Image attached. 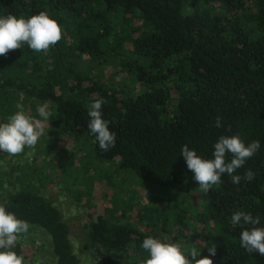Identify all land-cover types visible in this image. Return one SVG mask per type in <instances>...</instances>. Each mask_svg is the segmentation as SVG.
<instances>
[{
  "label": "trees",
  "instance_id": "obj_1",
  "mask_svg": "<svg viewBox=\"0 0 264 264\" xmlns=\"http://www.w3.org/2000/svg\"><path fill=\"white\" fill-rule=\"evenodd\" d=\"M40 11L60 25H75L69 32L77 44L70 51L78 55L104 50L111 21L130 24L122 36L126 58L113 71L117 83L88 75L75 59L65 62L69 48L60 42L39 53L24 45L0 56V104L22 102L38 117L37 104L47 102L55 111L52 124L59 122L70 134L86 133L98 160L117 161L163 186L193 179L180 155L184 144L211 159L221 135L239 134L246 144L259 140L258 152L234 173L251 169L255 179L234 185L225 173L206 194L203 212L191 216L204 231L187 235L192 224L183 210L173 213V223L175 236H186V248L195 247L201 257L216 247L213 264H264V256L240 246L241 228L230 222L242 210L259 216L258 226L264 227V0H0V16L28 18ZM100 98L106 101L102 116L116 133V146L108 152L99 149L87 128V105ZM169 100H174L171 110ZM0 203L49 234L53 264H81L70 225L50 200L22 187ZM156 220L166 228L160 215L141 229L96 212L85 223L83 246L92 250L95 264H140L148 257L143 240L160 238L152 229ZM14 251L23 255L20 241Z\"/></svg>",
  "mask_w": 264,
  "mask_h": 264
},
{
  "label": "rangeland",
  "instance_id": "obj_2",
  "mask_svg": "<svg viewBox=\"0 0 264 264\" xmlns=\"http://www.w3.org/2000/svg\"><path fill=\"white\" fill-rule=\"evenodd\" d=\"M111 16L114 17V14ZM111 22V33L102 42V52H81L78 55L77 50L70 51L77 44L69 32L70 29L76 30L73 24L67 27L61 25L63 37L60 46L69 48L64 53L65 62L75 59L82 69L88 70V75L107 83H117L118 76H113V71L120 65V60L126 58V48L123 47L126 40L122 41V36L125 35L124 27L128 29L131 25H119L116 20ZM133 22L134 26L141 23L138 18ZM116 38L122 45L117 44ZM18 102L7 106L0 104V111H3L0 112V123L7 122L8 116L16 111ZM173 104L174 100H169L167 108L171 110ZM25 111L30 114L35 112L26 107ZM52 111L55 112L54 109ZM22 187L42 194L57 206L70 225L72 249L81 264H95L92 250L85 248L83 242L85 223L96 212L131 222L141 229H145L148 221L158 215L166 217L165 229L160 220H156L152 229L160 233L159 239L180 243L185 248L190 241L186 236H175L178 232V225L173 223L175 211L183 210L189 217L192 225L191 230L184 231L187 235L205 230L191 217L203 212L207 201V195L199 191V185L193 179L169 186L142 180L130 169L120 167L117 161L98 160L94 156L91 137L86 133L70 134L60 129L59 122L52 124L49 120L46 134L34 149L26 148L18 156L0 152V201L8 192ZM29 225L28 233L20 240L25 264H34L37 259L41 264H53L49 234L37 225Z\"/></svg>",
  "mask_w": 264,
  "mask_h": 264
},
{
  "label": "clouds",
  "instance_id": "obj_3",
  "mask_svg": "<svg viewBox=\"0 0 264 264\" xmlns=\"http://www.w3.org/2000/svg\"><path fill=\"white\" fill-rule=\"evenodd\" d=\"M63 37L59 22L46 11H40L28 18L13 14L0 16V56L6 57L10 51L22 49L24 45L34 52H47L57 45ZM103 98L95 99L87 105L89 122L87 128L95 137L98 147L108 152L116 146V133L110 131L109 121L102 116ZM16 111L8 116L7 122L0 123V152L9 156H18L26 148L34 149L39 139L46 134L53 111L47 102L38 103L36 113L39 118L25 111L22 103L15 105ZM216 126L220 127L221 118L217 117ZM259 140L245 143L239 134L221 135L213 145L211 159H204L187 144L181 146L180 155L187 169L193 174V180L199 185V191L207 194L213 186H219L225 173L231 177V183L239 185L242 180L252 181L255 173L246 169L243 175L234 174L244 167L246 161L260 149ZM231 156L230 160L226 157ZM233 226H240V246L249 253L264 256V227H260L259 216L250 212L236 211L230 217ZM251 226V227H247ZM30 228L26 220L6 210L0 203V264H25L23 255L14 249ZM142 249L148 257L140 264H213L210 256L216 255V247L208 248L209 256L201 257L195 247L184 248L180 243L163 241L152 236L142 242ZM190 257V258H189ZM199 257V258H197ZM34 264H41L37 259Z\"/></svg>",
  "mask_w": 264,
  "mask_h": 264
}]
</instances>
